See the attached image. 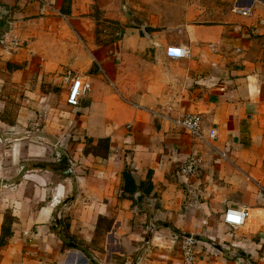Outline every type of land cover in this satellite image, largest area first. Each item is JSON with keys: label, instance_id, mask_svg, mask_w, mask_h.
I'll use <instances>...</instances> for the list:
<instances>
[{"label": "crops", "instance_id": "obj_1", "mask_svg": "<svg viewBox=\"0 0 264 264\" xmlns=\"http://www.w3.org/2000/svg\"><path fill=\"white\" fill-rule=\"evenodd\" d=\"M50 62L90 84L51 124ZM181 234L191 264H264V0H0V264H184Z\"/></svg>", "mask_w": 264, "mask_h": 264}, {"label": "built area", "instance_id": "obj_2", "mask_svg": "<svg viewBox=\"0 0 264 264\" xmlns=\"http://www.w3.org/2000/svg\"><path fill=\"white\" fill-rule=\"evenodd\" d=\"M241 13L246 14L247 12L243 11ZM165 54L171 58H181L186 55V52L180 47L168 46L166 47ZM89 89L90 84L88 81L84 80L79 75L73 77L66 95V103L71 107L77 106L79 103V97L86 94ZM174 122L177 127L184 129L191 134H197L201 125V117L196 113L184 114L176 118ZM208 136L214 138L216 132L214 130H209ZM179 164L180 174L183 176H190L197 172L199 160L196 156H189L183 158ZM248 216V209L227 208L223 213V221L230 227H238L243 225ZM174 239H176L178 243L184 264L193 263L197 252V237L194 234H181Z\"/></svg>", "mask_w": 264, "mask_h": 264}, {"label": "rangeland", "instance_id": "obj_3", "mask_svg": "<svg viewBox=\"0 0 264 264\" xmlns=\"http://www.w3.org/2000/svg\"><path fill=\"white\" fill-rule=\"evenodd\" d=\"M98 14V13H97ZM109 16V21H111L113 15L112 14H108ZM105 17H107V15H105L104 12L101 13V18L102 21H100L99 23V29L101 31V36L100 40L102 42L104 41H112L113 39H116L118 37V35L116 34V31L113 32L112 29H108V27H112L113 25L108 23V20H105ZM107 22V23H106ZM107 28L108 32H104L103 29L105 30ZM106 33H108V35H105ZM82 40L84 39L83 37H81ZM76 39H78V37L76 36ZM56 66L54 63L50 62L48 64V71L46 72V75L43 76V78L41 79V83L39 85L40 87V95L38 96V98L36 100H34V104L37 107L38 110L45 112L46 114L44 115V118L46 119V121H43L45 123H53V113L56 111V109L60 106V104H63L65 101V92L67 91L66 88V82L67 79L71 76V74L69 72H59L56 76V73H53V70L55 69ZM50 67H54V68H50ZM65 71V70H63ZM52 74V76L50 77V74ZM86 96V94H83L79 97L80 101ZM38 114V111L36 112V117ZM35 122H38V120L36 121L34 119Z\"/></svg>", "mask_w": 264, "mask_h": 264}, {"label": "trees", "instance_id": "obj_4", "mask_svg": "<svg viewBox=\"0 0 264 264\" xmlns=\"http://www.w3.org/2000/svg\"><path fill=\"white\" fill-rule=\"evenodd\" d=\"M124 178L127 181L130 178V175L126 172H124ZM64 234L66 235V233L64 232Z\"/></svg>", "mask_w": 264, "mask_h": 264}]
</instances>
